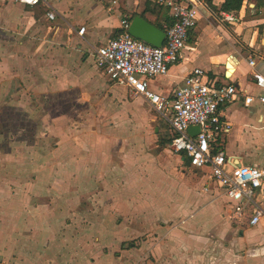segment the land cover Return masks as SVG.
<instances>
[{"label":"crops","instance_id":"crops-1","mask_svg":"<svg viewBox=\"0 0 264 264\" xmlns=\"http://www.w3.org/2000/svg\"><path fill=\"white\" fill-rule=\"evenodd\" d=\"M224 1L200 0V16L181 59L166 76L150 81L151 90L170 98L185 76L200 68L244 94L259 93L253 74L264 76V0H243L234 13L213 12ZM49 5L0 0V86L8 93L14 82L15 92L8 94L15 101L28 94L30 102H62L69 106L64 119L81 113L78 117L90 122L64 134L48 124L45 113L48 133L35 126L33 139L63 136L58 146L31 142L18 147L15 158L1 155L0 264H264V224L249 227L232 217L210 166L192 169L186 157L172 151L177 157L170 162L152 159L142 146L152 143L150 127L134 125L137 119L150 122L143 105L150 106L94 64L95 50L121 33L122 19L139 16L165 32L170 10L156 0H50ZM48 10L55 13L52 21ZM225 15L234 21H225ZM25 101L14 103L20 107ZM72 104L86 109L72 112ZM220 117L230 130L211 144V153L260 163L264 104L236 100L220 108ZM168 136L171 141L169 125ZM183 165L199 175L184 173ZM172 176L180 191L168 186ZM257 193L264 198V190Z\"/></svg>","mask_w":264,"mask_h":264},{"label":"built area","instance_id":"built-area-1","mask_svg":"<svg viewBox=\"0 0 264 264\" xmlns=\"http://www.w3.org/2000/svg\"><path fill=\"white\" fill-rule=\"evenodd\" d=\"M14 2L30 7L42 4L51 9L50 0ZM156 3L168 8L172 17L160 48L132 38L128 34L130 21L124 18L120 21L121 33L95 50L94 64L113 84L127 88L130 97L142 98L157 116L168 123L173 153L186 157L192 169L210 166L212 178L229 201L235 220H245L249 227L263 225L264 198L257 192L264 190V158L256 165H244L227 158L223 152L212 154L211 144L230 130L229 124L221 121L222 106L240 99L246 106L254 101L264 104V76L253 74L254 86L259 91L255 96L210 77L208 71L200 68L192 69L170 98L151 90L150 81L166 76L169 68L181 59L202 6L200 0H156ZM45 15L48 20L55 19L52 10ZM224 20L233 22L234 18L225 15ZM84 31L83 27L79 28L78 34L82 35ZM248 65H256L253 57L248 58ZM193 126L200 128L195 136L187 133Z\"/></svg>","mask_w":264,"mask_h":264},{"label":"rangeland","instance_id":"rangeland-1","mask_svg":"<svg viewBox=\"0 0 264 264\" xmlns=\"http://www.w3.org/2000/svg\"><path fill=\"white\" fill-rule=\"evenodd\" d=\"M89 61H92L90 58ZM105 82H108L105 79ZM12 82L11 86L9 87V94H12L15 92V86ZM10 85V84H9ZM23 89H27L28 87L23 86ZM7 93V87L6 85L0 86V100L5 98V100L8 101V103L5 102H0V160L1 155L3 158H6V154H12L13 158H15L16 151H18V147L21 145H25L26 143H31V142H37V144H47L48 148L50 147L53 148L54 146H58L60 141L62 140L63 136L57 135V137H53L50 135L49 137H42L39 136L38 134L34 137V127L36 126L38 131L40 130L41 132L48 133L47 126L43 124V118L44 114L46 113L45 116H47V122L48 124H51L52 127L54 128H60L63 129L64 134L68 132L70 127H77L82 124L86 125V123H89L90 120L87 119H80L78 116H80L81 113H78L74 118H68L65 117L63 118L64 111L68 112V107L67 105L63 104L62 102H57L54 104H47V103H38V102H30L28 94L24 95H17L22 101H25L26 104L21 105L20 107H16L15 103H17L19 100L17 99L16 101L11 98V96ZM32 93V92H28ZM16 95H13L15 98ZM28 97V98H27ZM13 99V100H12ZM133 102L131 99L129 100ZM11 102V103H9ZM15 102V103H14ZM19 104L21 102H18ZM74 107L71 108V111H84L86 109V105L83 104H72ZM145 108V111H147V115L150 116L151 120L145 122L144 119L141 120H135V127H150V136L152 138V143L151 145H147V143L142 144V146H145V150L147 154H150L152 159L156 160H165V161H172L175 159L177 156L171 152L170 149V143H167V140L169 139L168 136V125L162 121L163 118L157 117L155 112L150 110V108L147 105H143ZM21 108V109H20ZM22 109H26L28 111L27 115L29 114V119L24 118V113ZM66 109V110H65ZM127 110V109H125ZM38 113V115H37ZM7 116V117H6ZM162 119V120H161ZM62 127V128H61ZM73 129V128H71ZM155 131L157 133L155 134ZM78 136V135H76ZM65 137V136H64ZM69 137V135H67ZM75 135L72 137L74 138ZM23 140V141H22ZM64 140V139H63ZM22 141V142H20ZM20 142V143H19ZM133 145V144H131ZM130 145V148H131ZM231 146V145H230ZM49 157V156H48ZM165 166V164H163ZM14 169V167H7V171L9 169ZM183 172H189L191 171L195 175H199L198 171L192 170L189 166H184L183 165ZM6 171V170H5ZM9 175H14L11 173H7ZM148 176V174H147ZM150 178V175L148 176ZM146 178V179H148ZM179 179V177L177 176ZM176 179L175 176H172L170 178L168 186H173V188H178L176 184ZM180 184V182H177ZM79 187V184L73 183V190L75 188ZM181 190V186L178 188V191Z\"/></svg>","mask_w":264,"mask_h":264},{"label":"water","instance_id":"water-1","mask_svg":"<svg viewBox=\"0 0 264 264\" xmlns=\"http://www.w3.org/2000/svg\"><path fill=\"white\" fill-rule=\"evenodd\" d=\"M128 34L132 38L156 48H160L165 39L164 31L157 29L139 16H135L131 19L128 28ZM199 132L200 128L198 126L190 127L187 130V133L191 136H195ZM242 164L249 165V162H243Z\"/></svg>","mask_w":264,"mask_h":264},{"label":"trees","instance_id":"trees-1","mask_svg":"<svg viewBox=\"0 0 264 264\" xmlns=\"http://www.w3.org/2000/svg\"><path fill=\"white\" fill-rule=\"evenodd\" d=\"M243 0H225L224 3L220 6L219 9H214L213 12H222V13H234L238 12L241 9ZM257 16V14H256ZM167 143H170V138L167 140ZM188 162V160H187ZM189 164V162H188Z\"/></svg>","mask_w":264,"mask_h":264}]
</instances>
